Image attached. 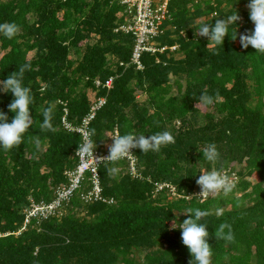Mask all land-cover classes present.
<instances>
[{"label": "trees", "instance_id": "16d2710c", "mask_svg": "<svg viewBox=\"0 0 264 264\" xmlns=\"http://www.w3.org/2000/svg\"><path fill=\"white\" fill-rule=\"evenodd\" d=\"M249 2L168 0L155 39L178 42L181 54L143 51L138 68L134 36L114 29L122 20L114 0H0V23L20 26L12 39L0 33V80L30 64L22 83L33 95V124L23 143L7 151L0 146V264H189L179 227L196 208L210 213L200 223L209 231L211 264H264V54L239 42L240 34L254 30ZM236 11L242 19L229 26L223 45L207 47L200 26ZM204 92L219 97L205 106L199 102ZM100 96L105 99L88 125L99 151L109 148L115 128L116 135L136 136L167 130L175 143L159 152L133 150L143 178L129 174L125 159L100 162L102 192L114 196L113 203L82 201L76 189L60 213L32 217L20 229L29 198L50 200L58 183H68L65 169L78 162L81 137L61 125L63 102L69 120L79 123ZM13 99L0 91L9 123ZM50 105L55 132L40 127ZM212 142L221 154L215 163L202 153ZM227 168L237 175L233 191L200 199L194 190L199 175ZM88 175L81 188L89 186ZM161 179L174 183L179 195L152 196L153 181ZM225 221L233 242L215 238Z\"/></svg>", "mask_w": 264, "mask_h": 264}, {"label": "clouds", "instance_id": "9594fccd", "mask_svg": "<svg viewBox=\"0 0 264 264\" xmlns=\"http://www.w3.org/2000/svg\"><path fill=\"white\" fill-rule=\"evenodd\" d=\"M119 5L122 8V5ZM247 7L250 10V20L254 24V30L250 32L246 31L245 33L240 34L239 42L244 49H247L249 45H251L256 50V53L264 54V0H250ZM241 19V16L236 11L226 18L215 19L214 25L203 23L199 28L198 36L206 37L209 40L207 47L223 45L225 37L229 36V26L238 23ZM19 31L20 26L15 22L0 23V33L8 39H12ZM231 38L233 40L237 38V30ZM174 43L177 44V47L174 50H168L175 54L180 53L178 52L179 43ZM29 70H31V65L24 64L19 67L18 71L11 73L6 80H0V86H2L0 87V91L5 93L10 92L14 96L13 101L8 105L9 111L15 113V116L10 123L8 122V116L3 111H0V146H2L5 151L12 149L14 146H20L23 143V135L33 124L30 111V105L33 103V95L31 93V89L23 86L22 83L25 71ZM218 97V92L215 96L204 92L200 96L199 102L205 106L212 105ZM53 112L54 108L51 105L43 110V123L40 125L41 129L50 130L52 132L56 131L51 122L53 119ZM176 123L178 124L179 122L177 121ZM95 134V128L88 130L84 134V141L79 144L76 155L81 157H91L97 162L108 161L112 164H116L120 160L128 157L134 149H139L143 153H147L149 151L159 152L162 146L175 143L174 136L167 130L157 132L149 136H136L134 133H127L111 137L113 143L109 146V154L106 157H97L94 155L97 145L94 144L91 139ZM36 146L37 148L39 147L38 141ZM202 153L203 158L209 162L215 163L220 160L221 154L214 142L208 143ZM137 163L141 172L143 165L138 159ZM116 171L117 169L114 167L108 169L109 175ZM138 178H143V176ZM161 180L169 181L165 179ZM196 183L201 188L199 196L205 199L209 195L220 192L227 195L235 188L233 180L222 169H213L211 171L201 173L199 178L196 180ZM167 193L171 197L178 196L171 195L168 191ZM185 214H190L189 218L185 219L183 223L180 224L179 228L182 230V242L189 249L192 257L189 264H193V262H195V264H211L213 252L211 244L208 242L210 237L209 231L205 223H200L201 219L207 217L210 213L196 208L188 209V212ZM173 227L175 228L174 224ZM21 228L22 227H20V229ZM226 229L227 232L225 231ZM215 238L217 240L223 239L228 242L234 241L231 225L227 221L219 225L218 229L215 231Z\"/></svg>", "mask_w": 264, "mask_h": 264}, {"label": "built area", "instance_id": "2783aa9c", "mask_svg": "<svg viewBox=\"0 0 264 264\" xmlns=\"http://www.w3.org/2000/svg\"><path fill=\"white\" fill-rule=\"evenodd\" d=\"M115 2L122 5L119 15L122 16V20L114 28L115 30H123L125 32H130L134 36V49L132 60L137 63L138 68H142V63L140 62V55L143 51H165L166 49L174 50L177 47L176 43L160 44L155 39L156 36L163 32L161 27L163 21L167 17V1L168 0H114ZM155 2V4H153ZM112 78L109 77L105 80L104 84L108 87L112 83ZM97 83L99 81L97 80ZM104 97L100 96L91 105L89 111L84 115L79 123H74L68 118V108L63 102V114L61 117V125L68 129L77 131L80 134L81 140L80 144L84 141V134L90 130L88 125L90 119L94 116L96 109L103 103ZM116 128L113 130L111 137L116 136ZM92 139V138H91ZM113 143V140H112ZM111 143V144H112ZM79 147V146H78ZM78 149V148H77ZM76 149V152H77ZM109 154V148L101 152L97 148L95 149L94 155L107 156ZM127 162L126 170L132 177H142V174L138 168L137 157L132 153L124 158ZM99 163L94 158L91 157H81L78 155V162L72 169H65L64 173L67 175L68 183H58L54 190V195L50 200H34L29 198L28 205L24 208L25 216L23 220L22 228L32 217L40 219L46 217L53 212L62 211V202L69 200L70 195L74 190H78L79 197L82 201L89 200H102L108 203H113L115 201L114 196L105 195L102 192V186L99 174ZM228 169V168H227ZM89 171L88 175V187L81 188V182L84 179V174ZM232 180L236 181L237 175L234 170L222 169ZM161 190H167L171 195H179L174 184L170 181L155 180L153 181V187L151 189L152 196L156 195ZM196 194L199 196L201 188L197 185L194 186ZM210 196V195H209ZM57 208V210H54Z\"/></svg>", "mask_w": 264, "mask_h": 264}, {"label": "rangeland", "instance_id": "374dc122", "mask_svg": "<svg viewBox=\"0 0 264 264\" xmlns=\"http://www.w3.org/2000/svg\"><path fill=\"white\" fill-rule=\"evenodd\" d=\"M153 4H155V2H153ZM92 36V35H91ZM94 38L93 37H91L90 38V41H92ZM71 54V56H73V54L72 53H70ZM181 53H176V55L178 56V55H180ZM231 163H234L233 161L231 162ZM235 167H237V165L235 164ZM248 178H250L251 180H255L254 179V177H252V176H248ZM82 214V213H81ZM17 232V231H16ZM139 254V253H138ZM140 255H141V253H140ZM137 256V255H136ZM140 257H138L137 256V259H139Z\"/></svg>", "mask_w": 264, "mask_h": 264}]
</instances>
